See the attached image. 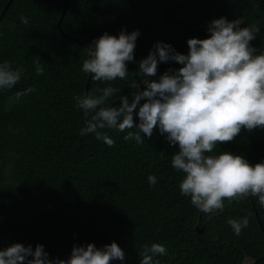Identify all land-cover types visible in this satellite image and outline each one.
Returning <instances> with one entry per match:
<instances>
[{
  "label": "trees",
  "instance_id": "1",
  "mask_svg": "<svg viewBox=\"0 0 264 264\" xmlns=\"http://www.w3.org/2000/svg\"><path fill=\"white\" fill-rule=\"evenodd\" d=\"M65 1L0 0V16L10 2L0 19V63L22 69L13 88L0 89V249L43 244L50 259L66 260L74 245L103 248L115 241L125 253L123 264H140L145 246L160 243L167 254L154 258L159 264H264V206L258 198H225L223 209L201 212L180 191L184 173L171 165L178 146L166 133L156 126L151 137L141 132L143 142L137 143L123 139L134 128L98 129L114 140L108 146L94 133L80 134L86 117L74 99L85 94L88 48L105 32H140L125 79L89 82L87 93L99 95L108 85L119 90L110 105L122 95L131 101L132 84L148 78L138 63L156 42L187 54V40L207 38L209 23L221 16L258 28L250 44L256 54L264 52V0H69L59 28ZM180 67L161 62L150 79ZM29 87L35 91L13 99ZM225 151L252 165L264 162V128L242 127L206 155ZM244 216L248 225L236 235L228 221ZM203 225L198 233L196 226Z\"/></svg>",
  "mask_w": 264,
  "mask_h": 264
},
{
  "label": "clouds",
  "instance_id": "2",
  "mask_svg": "<svg viewBox=\"0 0 264 264\" xmlns=\"http://www.w3.org/2000/svg\"><path fill=\"white\" fill-rule=\"evenodd\" d=\"M21 22L27 24L26 17ZM241 18L229 21L226 17L213 19L207 27V38L187 40L188 53L183 54L171 44L156 42L146 58L138 63L139 71L147 79L132 84L134 91L122 95L118 106L108 104L119 90L111 85L100 89V94L86 93L75 97L76 107L83 110L85 127L81 135L94 133L96 139L108 146L114 140L98 129H117L124 132L125 141L142 143L141 132L151 137L154 127L166 140L178 146L171 165L184 173L180 191L201 212L211 213L224 208V199L252 196L264 206V162L250 164L243 156L221 152L210 153L217 141H231L244 127L251 131L264 128V52L259 54L250 41L259 29L240 27ZM139 30L130 33L121 30L118 35L107 32L96 38L88 48V58L82 71L92 74L97 81L125 79L127 61H133ZM174 61L182 67L163 72L158 80V64ZM37 72L43 69L37 65ZM22 69L13 68L8 61L0 63V89H11L21 79ZM35 91V87L17 91L14 100ZM144 101L141 103V101ZM138 109V110H137ZM134 116L138 123L134 124ZM151 185L157 179L148 177ZM233 232L239 235L248 225V217L228 221ZM163 244L145 246L140 264H159L158 255H166ZM120 260L125 253L113 241L103 248L95 244L74 245L68 259L49 258L43 244L25 246L13 243L0 249V264H109Z\"/></svg>",
  "mask_w": 264,
  "mask_h": 264
},
{
  "label": "water",
  "instance_id": "3",
  "mask_svg": "<svg viewBox=\"0 0 264 264\" xmlns=\"http://www.w3.org/2000/svg\"><path fill=\"white\" fill-rule=\"evenodd\" d=\"M68 2H69V0H66V1H65V4H64V7H63V10H62V13H61V17H60L59 22H58V27L60 26V22H61L62 18L64 17L65 13H66ZM9 3H10V2H8L7 6H6L5 9L3 10V12H2V14H1V16H0V19H1L2 15H3V13L5 12L6 8L8 7ZM59 28H60V27H59ZM91 77H92V74H89V77H88V80H87V83H86V87H85V94L88 92V87H89V82H90V80H91ZM119 104H120V101H114L111 105H112V106H115V105H119ZM86 119H88V117H86ZM134 123L136 124V123H138V121H137V120H134ZM249 197H250V199H251V196H249ZM251 202H252V199H251ZM252 203H253V202H252ZM256 216H257V213H256ZM257 218H258V217H257ZM200 219H201V214L199 215V220H200ZM258 221H259V219H258ZM260 226H261V224H260ZM204 227H205V226L203 225V226L199 229L198 226H196V231H197L198 233H202V232L204 231Z\"/></svg>",
  "mask_w": 264,
  "mask_h": 264
},
{
  "label": "rangeland",
  "instance_id": "4",
  "mask_svg": "<svg viewBox=\"0 0 264 264\" xmlns=\"http://www.w3.org/2000/svg\"><path fill=\"white\" fill-rule=\"evenodd\" d=\"M243 264H251V260L245 259Z\"/></svg>",
  "mask_w": 264,
  "mask_h": 264
}]
</instances>
